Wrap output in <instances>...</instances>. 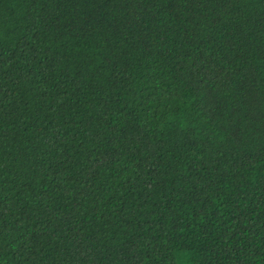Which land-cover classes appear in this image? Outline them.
Masks as SVG:
<instances>
[{"label": "trees", "instance_id": "16d2710c", "mask_svg": "<svg viewBox=\"0 0 264 264\" xmlns=\"http://www.w3.org/2000/svg\"><path fill=\"white\" fill-rule=\"evenodd\" d=\"M0 264H264V0H0Z\"/></svg>", "mask_w": 264, "mask_h": 264}]
</instances>
